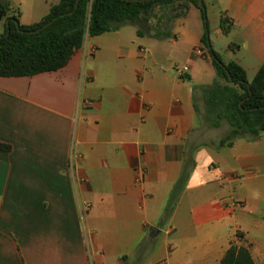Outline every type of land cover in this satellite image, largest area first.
Wrapping results in <instances>:
<instances>
[{"label":"crops","instance_id":"0c3cea01","mask_svg":"<svg viewBox=\"0 0 264 264\" xmlns=\"http://www.w3.org/2000/svg\"><path fill=\"white\" fill-rule=\"evenodd\" d=\"M1 1L31 26L61 0ZM202 1L211 48L252 81L264 0ZM204 34L188 3L169 39L125 25L56 72L0 77V264H220L232 244L264 264V134L219 147Z\"/></svg>","mask_w":264,"mask_h":264},{"label":"trees","instance_id":"16d2710c","mask_svg":"<svg viewBox=\"0 0 264 264\" xmlns=\"http://www.w3.org/2000/svg\"><path fill=\"white\" fill-rule=\"evenodd\" d=\"M199 1L79 0L77 4V0H61L43 21L24 26L16 15H11L9 4L0 0V22L7 21L4 32L0 33V77H33L56 72L67 65L72 55L83 46L87 36L97 37L124 25L135 26L139 37L171 38L173 22L187 12L188 3H191L201 10L205 22L202 42L217 73V80L212 85L197 89L202 93L207 111L208 119H203L213 128L221 127L224 122L228 124L229 135L220 141L219 147L239 138L262 135L264 67L249 81L241 66L222 60L211 48L205 7L203 4L204 9L201 8ZM157 9L168 13V25L164 30L160 27L163 17L157 19L156 28L149 24L150 19L157 17ZM48 23L51 24L43 28ZM196 108L198 112V106ZM0 150L8 152L10 146L0 142ZM220 264L255 262L249 246L232 244Z\"/></svg>","mask_w":264,"mask_h":264},{"label":"rangeland","instance_id":"374dc122","mask_svg":"<svg viewBox=\"0 0 264 264\" xmlns=\"http://www.w3.org/2000/svg\"><path fill=\"white\" fill-rule=\"evenodd\" d=\"M186 14V13H185ZM184 14V15H185ZM156 15H157V17L156 18H153L152 19V22H153V25H152V27H154V28H156V26H157V24H158V22H157V19H159L160 17H163L164 18V20H163V22H162V24H160V27L162 28V30H164V29H166L167 28V25H168V23H167V16H168V13H167V11H165V10H163V9H157V11H156ZM183 15V16H184ZM180 18V17H179ZM175 22V21H174ZM173 22V23H174ZM2 26H3V22H2ZM125 26V25H124ZM126 29H128V28H126ZM4 30H5V28H4V26L2 27V29H1V24H0V33L2 34L3 32H4ZM129 31V30H128ZM167 39H169V38H167ZM209 39H210V37H209ZM129 40L131 41V39L129 38ZM218 47H221L222 45H217ZM178 60V63L180 64V66H182L183 65V63H184V59H182V58H178L177 59ZM120 65V64H119ZM221 82L223 83V84H226V82L224 81V80H221ZM202 99H203V96H202ZM203 103H204V101H203ZM202 112H203V117L202 118H204V119H208L207 118V111H206V108H205V105L203 106V110H202ZM208 124V123H207ZM208 126L214 131V130H216L215 132H217V134H219L221 137H223V139H225L228 135H229V132H230V130H229V126H228V124L226 123V122H224L222 125H221V127H219V128H213V127H211L209 124H208Z\"/></svg>","mask_w":264,"mask_h":264},{"label":"water","instance_id":"95a60500","mask_svg":"<svg viewBox=\"0 0 264 264\" xmlns=\"http://www.w3.org/2000/svg\"><path fill=\"white\" fill-rule=\"evenodd\" d=\"M138 1H140V0H138ZM78 2H79V0H77V4H78ZM199 6H200L201 8L204 9V7H203V1H202V0L199 1ZM69 14H71V13H69ZM50 24H51V23H48V24L45 25L43 28L49 26ZM218 63H219V65L223 66V64H222L221 62H218ZM227 73H228V72H227ZM228 77H229V80L232 81V78H231V76H230L229 73H228ZM232 83H233V82H232ZM233 85H235V83H233Z\"/></svg>","mask_w":264,"mask_h":264},{"label":"built area","instance_id":"2783aa9c","mask_svg":"<svg viewBox=\"0 0 264 264\" xmlns=\"http://www.w3.org/2000/svg\"><path fill=\"white\" fill-rule=\"evenodd\" d=\"M197 53H198L199 55H204V52L201 51V50H198ZM187 71H188V68H187V67H184V68H183V72H187Z\"/></svg>","mask_w":264,"mask_h":264}]
</instances>
